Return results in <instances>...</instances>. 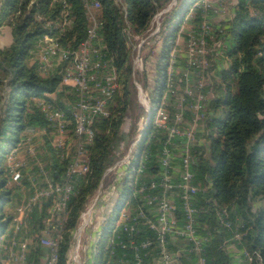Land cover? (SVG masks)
I'll return each instance as SVG.
<instances>
[{"label":"trees","instance_id":"obj_1","mask_svg":"<svg viewBox=\"0 0 264 264\" xmlns=\"http://www.w3.org/2000/svg\"><path fill=\"white\" fill-rule=\"evenodd\" d=\"M91 1L100 4L94 9L100 22L95 44L106 58L113 59L123 93L117 97L115 107L111 108L110 102L109 115L98 118L94 123L90 170L80 180L77 192L69 202V217L60 242L57 264H66L72 232L88 197L101 182L102 188L111 183L103 175L123 154L119 148L125 135L122 129L123 118L132 103L129 85L132 64L126 50L127 33L123 13L126 10L128 28L140 34L170 0ZM66 2L69 13L65 16L60 1L0 0V28L8 26L11 34L10 44L0 47V237L11 222V217L4 219L2 212L10 193L6 188L7 152L28 127L47 126L35 100H45L53 103L56 108L64 109L67 103L62 99L65 91H70L68 101L75 99L74 91L61 82L68 61L61 62L48 74L41 73L37 65L30 61L31 49L44 34L55 37L63 47L71 50H76L85 39L89 19L83 0ZM193 2L182 0L169 13L166 24L171 32L176 30L174 27L179 25L183 13ZM197 11V19L201 20V9ZM227 25L231 33V45L226 52L229 65L217 72L220 79L217 84L218 94L217 98L208 102L213 113L206 116L207 132L202 136L209 140L208 150L202 146L197 147V144L194 150L195 181L207 189L205 195H198L197 201L209 209L206 215L200 217V227L205 226L209 231L205 264H232L230 254L223 246L224 240L230 239L232 233L217 223L214 209L218 207L229 209L231 220L241 223V239L237 247L251 254L249 264H264V206L252 208L253 200L264 198V0H240L235 16ZM167 40L165 38L157 64L155 90L158 87L162 90L164 85L165 68L162 60ZM49 94L56 96L55 99ZM148 123L147 120L142 136L146 135L144 138L148 137L149 141L141 145L139 152L146 150L153 158L159 150L162 135L152 123ZM132 126L135 128L134 124ZM5 144H10L7 150L3 148ZM139 152L135 154L137 157ZM53 162L59 166V170L62 169L60 164ZM133 163L134 159L130 166ZM173 164L179 165V160L174 159ZM128 182L126 177L119 192V196L125 195L124 200L129 195ZM124 200L115 201L102 228L94 264H104L107 259L104 240L114 222V212L121 208ZM40 215L42 213L35 209L32 213L34 222L39 220ZM1 244L0 241V263L3 258ZM44 255V248L36 245L31 248L24 264H40V258ZM195 260L192 255L190 261L184 259L183 263L195 264Z\"/></svg>","mask_w":264,"mask_h":264},{"label":"built area","instance_id":"obj_2","mask_svg":"<svg viewBox=\"0 0 264 264\" xmlns=\"http://www.w3.org/2000/svg\"><path fill=\"white\" fill-rule=\"evenodd\" d=\"M54 1L62 3V12L66 16L69 13L66 0ZM83 3L89 24L86 37L76 50L65 48L55 37L44 34L36 40L30 52L31 63H35L43 74H48L56 63L68 61L61 82L74 91L75 99L67 102L64 109L56 108L45 100H37L48 129L27 128L7 152V179L26 188L28 195L20 199L16 215L1 236L3 258L0 264H24L31 248L36 245L45 250V264H57L60 242L69 217V202L76 194L80 180L90 170L94 123L110 113L118 72L113 59L106 58L101 48L95 46L100 22L94 9L100 4L91 0H83ZM123 19L129 27L126 10ZM202 26L185 36L182 69L177 73L170 70L166 74L164 91L176 96L175 105L165 109L162 97L155 113L150 114L148 110V118L161 131L159 150L153 158L146 151L139 152L128 182V198H123V205L115 210L114 222L104 240L107 255L104 264H184L183 260L190 261L192 255L196 258L195 264H205L209 231L205 226L200 227V217L209 209L206 205H199L197 197L205 195L207 189L195 181L193 172L198 140L196 127L205 117L210 89L206 81L205 55L211 35L208 26ZM186 115L190 116L188 122ZM47 132L50 133L53 161L60 164V170L54 162H46L40 147L39 138ZM131 151L132 147L129 153ZM176 158L179 165L173 164ZM155 160L157 168L154 174L150 165ZM99 187L98 194L102 190V182ZM91 207H86L79 216L80 221L72 232L66 264L73 260L81 264L78 251ZM35 209L42 213L37 228L32 217ZM214 215L217 223L232 233L230 239L239 242L241 223L231 220L230 210L218 207L214 209ZM102 228L94 243L92 259L99 250L97 241ZM243 256L249 264L251 254L243 250Z\"/></svg>","mask_w":264,"mask_h":264},{"label":"rangeland","instance_id":"obj_3","mask_svg":"<svg viewBox=\"0 0 264 264\" xmlns=\"http://www.w3.org/2000/svg\"><path fill=\"white\" fill-rule=\"evenodd\" d=\"M181 1L182 0H170L165 7L153 16L147 29L140 34H136L130 28L125 27V31L127 33L126 50H128V58L132 64V73L129 77L131 90L130 98L132 99V103L130 104L131 108L128 109L123 118L124 122L122 129L125 135L122 138L119 147L123 154H121L113 164L115 167L112 165L113 168L110 171H105L106 177L111 183L103 188L101 187L102 190L99 194L98 192L100 190L98 189H100V187H98L97 190L88 197L85 207L82 210L84 211L86 207L88 208L92 205L88 224L83 231L81 248L78 251L81 264H94L96 262L92 259L94 243L102 226H104L110 216V210H112L115 201H121L125 196H119V192L122 190L121 184L124 183L125 178L127 177L128 181V179H130V175L133 173L132 169H134L138 159L135 154L139 152L142 144H147L149 141L148 137L144 138L146 135H141V131L146 126L147 120L149 122L148 124H153L151 119L148 118V110L150 111V114L155 113L158 106L157 103H160L162 97L165 109L173 108L175 105L176 96H172L164 91L165 77L167 72L170 70L177 73L182 69L185 36L187 35V32H191V30L196 31L199 28H202V24L208 26L209 33L211 35L207 42V53L205 55L207 60L205 69L207 73L206 81L210 84V89L208 90V102L217 98V84L220 81L217 72H219L221 68L228 67L229 65L226 52L231 45V33L227 30V22L231 21L235 16L240 0H194L188 10L183 13L179 25L174 27L171 24V26L176 28L174 32H171V29L168 28L166 24L167 19L169 18V13L172 9L179 5ZM197 9H201V14L199 15L201 20L197 19ZM170 33H172L171 36ZM9 38V27L3 25L0 28V47L7 44ZM165 38H168V40L166 41L167 48L164 51L165 57L162 60L165 68L164 85L162 90H160V87H158V90H155L156 87L154 80L157 77V64L161 57L163 44H165ZM60 64L61 63H56L55 67ZM122 93L121 82L118 81L117 88L111 101V108L117 105V97L121 96ZM64 94L65 95L62 99H64L65 102H70L68 101L70 91L67 90ZM52 97L55 99L56 96ZM35 102L38 101L35 100ZM212 113L213 110L210 104L207 103L205 107V117L197 124L196 127L198 132L196 146H202V148L206 151L208 150L209 140L202 136L207 132V128L205 126L206 116H209ZM189 117V115L185 116V120L187 122ZM97 121L98 119L95 122ZM133 124L135 125V128H133ZM45 128L48 129L47 126ZM128 132L131 133L128 134ZM49 135V132L41 135L39 143L44 152L46 162L53 163L49 145ZM9 146L10 144H5L3 148L7 150ZM131 147L133 151L129 153V149ZM132 159H134V163L130 166ZM155 163L156 160L153 161L152 165H150V169L154 172V174L156 171V169L153 168V166H156ZM6 188L10 190V193L8 194L7 202L3 205L2 212L4 219L8 217H11L12 219V217L16 215V206L19 204L20 199H23L28 195V190L10 182L8 179ZM261 206H264V198H257L252 201L253 209H257ZM40 218L41 215L38 218L39 220L34 222L35 228H37V225L40 224ZM86 218L88 219V214ZM79 221L80 218H78L77 225ZM8 227L9 225L7 226L6 231L8 230ZM226 240V242L224 240L223 246L230 254L232 264H248L243 256V250L235 248V246H237V242L229 238ZM0 241L2 242L1 237ZM45 258L46 254L42 257V264H45ZM71 264L79 263L73 260L71 261Z\"/></svg>","mask_w":264,"mask_h":264},{"label":"crops","instance_id":"obj_4","mask_svg":"<svg viewBox=\"0 0 264 264\" xmlns=\"http://www.w3.org/2000/svg\"><path fill=\"white\" fill-rule=\"evenodd\" d=\"M10 30V29H9ZM10 42H11V34H10V38H9V40H8V42H7V44H5L4 46H8L9 44H10ZM49 96L50 97H52L53 96V94H49ZM235 248H238L237 246H235ZM94 259V258H93ZM90 260V259H89Z\"/></svg>","mask_w":264,"mask_h":264}]
</instances>
